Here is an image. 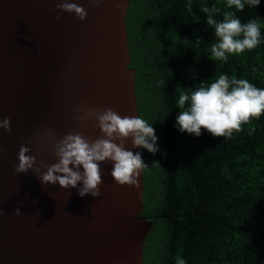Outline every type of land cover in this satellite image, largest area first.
<instances>
[{
    "label": "water",
    "instance_id": "water-1",
    "mask_svg": "<svg viewBox=\"0 0 264 264\" xmlns=\"http://www.w3.org/2000/svg\"><path fill=\"white\" fill-rule=\"evenodd\" d=\"M77 2L85 21L50 12L57 0H0V118L12 120L11 133L0 129V264H143L155 225L142 214L143 170L139 188L121 186L113 162L102 163L98 198L81 197L82 183L42 186L36 173L15 172L22 144L52 164L54 140L69 132L102 136L92 121L75 119L79 104L139 117L126 26L131 0ZM46 129L52 140L44 141ZM126 148L142 152L131 139Z\"/></svg>",
    "mask_w": 264,
    "mask_h": 264
},
{
    "label": "trees",
    "instance_id": "trees-1",
    "mask_svg": "<svg viewBox=\"0 0 264 264\" xmlns=\"http://www.w3.org/2000/svg\"><path fill=\"white\" fill-rule=\"evenodd\" d=\"M188 3L131 0L126 16L139 117L154 127L159 147L141 152L142 214L155 222L143 264H176L177 256L186 264H264V116L231 138L203 129L197 137L177 124L180 92L202 82L224 74L264 89V0L243 11L226 0H191L188 12ZM203 6L218 8V21L226 11L258 21L260 45L211 60L217 38Z\"/></svg>",
    "mask_w": 264,
    "mask_h": 264
},
{
    "label": "clouds",
    "instance_id": "clouds-1",
    "mask_svg": "<svg viewBox=\"0 0 264 264\" xmlns=\"http://www.w3.org/2000/svg\"><path fill=\"white\" fill-rule=\"evenodd\" d=\"M94 6H99L103 0H89ZM261 0H226L227 8L243 11L245 4L257 7ZM188 12L192 11L191 0L186 5ZM50 12L75 14L80 21H85L88 11L79 6L77 0H57L56 9ZM207 14V24L214 28L217 41L211 44V60L227 62L229 55L242 54L251 51L261 43V25L256 20L242 23L235 13L226 11L223 19L214 18L219 9L213 6L202 7ZM58 21L63 17L57 14ZM164 83V82H162ZM181 110L177 116V124L181 132L202 135V129L214 137L231 138L234 133L244 130V125L264 116V89L258 88L246 79L220 75L210 84L193 91H181L178 100ZM75 119L84 125L92 121L101 131L102 136L96 139L86 137L82 132H69L63 138L54 140L52 150L56 161L48 164L29 155L32 149L21 145L18 152V165L15 172L26 174L32 171L37 174L42 186L59 184L64 189L78 188L81 197L91 195L100 197V186L103 184L101 164L113 162L111 176L121 186L139 188V177L144 168L140 152L126 148V141L131 139L134 148H144L155 154L159 151L158 137L155 129L141 117L121 116L112 108H93L86 104L75 107ZM0 129L9 133L12 131L11 118H0ZM251 131H255L254 128ZM251 134V133H250ZM55 132L46 129L44 141L52 140ZM81 168L83 170H81ZM35 203V201H33ZM17 215H22L21 209H15ZM176 264H186L182 256H177Z\"/></svg>",
    "mask_w": 264,
    "mask_h": 264
}]
</instances>
